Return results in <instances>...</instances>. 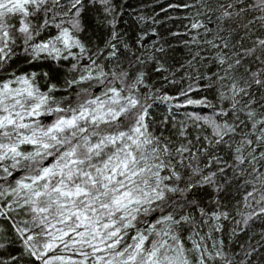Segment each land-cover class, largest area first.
Here are the masks:
<instances>
[{
	"label": "snow or ice",
	"instance_id": "snow-or-ice-1",
	"mask_svg": "<svg viewBox=\"0 0 264 264\" xmlns=\"http://www.w3.org/2000/svg\"><path fill=\"white\" fill-rule=\"evenodd\" d=\"M127 5L0 0V264H264V0Z\"/></svg>",
	"mask_w": 264,
	"mask_h": 264
},
{
	"label": "trees",
	"instance_id": "trees-1",
	"mask_svg": "<svg viewBox=\"0 0 264 264\" xmlns=\"http://www.w3.org/2000/svg\"><path fill=\"white\" fill-rule=\"evenodd\" d=\"M182 2L183 0H128L126 18L133 19L140 14L154 17L159 23H149L145 27H155L160 34L161 41H167L176 46V54L179 56L183 53V49L178 44L181 38L173 37L171 33L185 30V25L188 24V20L185 19L187 13L184 10L168 9V5ZM164 9L168 10L164 11ZM159 111H163V106L158 109Z\"/></svg>",
	"mask_w": 264,
	"mask_h": 264
}]
</instances>
